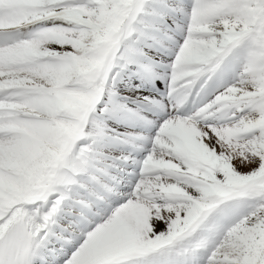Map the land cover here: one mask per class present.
Masks as SVG:
<instances>
[{"label": "snow or ice", "instance_id": "snow-or-ice-1", "mask_svg": "<svg viewBox=\"0 0 264 264\" xmlns=\"http://www.w3.org/2000/svg\"><path fill=\"white\" fill-rule=\"evenodd\" d=\"M0 264H264V0H0Z\"/></svg>", "mask_w": 264, "mask_h": 264}]
</instances>
